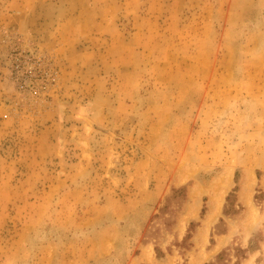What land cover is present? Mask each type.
I'll use <instances>...</instances> for the list:
<instances>
[{"label": "rangeland", "instance_id": "obj_1", "mask_svg": "<svg viewBox=\"0 0 264 264\" xmlns=\"http://www.w3.org/2000/svg\"><path fill=\"white\" fill-rule=\"evenodd\" d=\"M0 264H264V0H0Z\"/></svg>", "mask_w": 264, "mask_h": 264}]
</instances>
